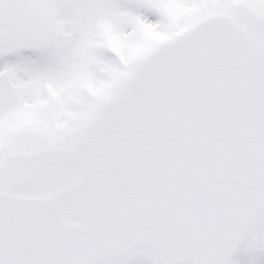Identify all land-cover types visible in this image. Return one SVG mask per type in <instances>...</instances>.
Wrapping results in <instances>:
<instances>
[{"label": "snow or ice", "instance_id": "snow-or-ice-1", "mask_svg": "<svg viewBox=\"0 0 264 264\" xmlns=\"http://www.w3.org/2000/svg\"><path fill=\"white\" fill-rule=\"evenodd\" d=\"M0 264H264V0H0Z\"/></svg>", "mask_w": 264, "mask_h": 264}]
</instances>
